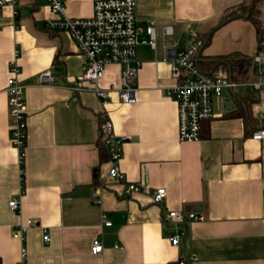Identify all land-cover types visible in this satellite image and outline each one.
<instances>
[{"label":"crops","instance_id":"1","mask_svg":"<svg viewBox=\"0 0 264 264\" xmlns=\"http://www.w3.org/2000/svg\"><path fill=\"white\" fill-rule=\"evenodd\" d=\"M91 6L92 0H67L64 14L88 17ZM246 7L242 16L222 22ZM135 8L140 68L133 104L117 95L121 67L116 64L106 66L100 81L101 87H111L106 103L87 88L72 92L84 56L66 31L47 25L60 18L46 0H15L1 8L0 264H19L22 248L26 264H174L191 252L197 264H264V148L251 138L264 127V89H227L224 100L213 102V117L201 124L200 140L179 142L177 108L164 94L175 79L163 61L164 47L182 48L190 42L187 31L197 30L210 35L197 57L200 69L228 76L225 65L208 60L251 59L264 30V0H135ZM150 23L153 49L145 33ZM167 26L172 33L164 35ZM10 61L20 70L16 80L26 102L23 191L7 114ZM44 70L53 76L51 85L36 84ZM252 71L251 66L245 78L231 79L251 81ZM103 119L126 139L118 167L143 193L125 195V183L108 178V154L98 140ZM159 187L165 198L157 205L149 195ZM12 198L19 202L17 212L8 208ZM173 210L204 218L164 220ZM102 213L110 225H103ZM28 220L35 224L23 240L13 239ZM174 230L180 232L176 247L167 239ZM96 237L103 248L93 255Z\"/></svg>","mask_w":264,"mask_h":264},{"label":"built area","instance_id":"2","mask_svg":"<svg viewBox=\"0 0 264 264\" xmlns=\"http://www.w3.org/2000/svg\"><path fill=\"white\" fill-rule=\"evenodd\" d=\"M52 14L60 18L58 21L47 23L55 30L66 31L68 37L75 43L78 53L84 56L81 72L74 77L71 90L75 95L85 88L89 89L104 104L108 98L110 88L101 87L106 66L116 64L121 67L119 87L117 95L122 103L133 104L136 102V76L140 68V61L136 56V47L140 40L139 29L135 22V0H92V14L88 17L70 18L64 14V4L67 0H46ZM15 0H0V10L6 5L14 4ZM1 13V12H0ZM155 27L153 23L145 27L148 36V45L153 49L155 45ZM172 33V27L163 28V34ZM190 42L182 48L174 44L164 47L163 61L169 65L175 82L164 91V94L172 98L177 108V137L179 142H198L200 140L201 124L213 117V102L222 101L227 96V89L235 86H243L252 91L264 89V32L256 42L255 54L251 57L253 76L251 81H243L240 84L230 80L222 74L204 73L198 63L197 57L204 45L203 37L197 30L187 31ZM16 55V52H14ZM10 77L6 81L7 114L9 117L10 143L18 152L19 164H23L25 150V118L26 102L24 88L17 82L16 76L20 70L14 61L8 65ZM53 76L49 70L37 74L36 84L51 85ZM98 133L103 140L108 154L107 176L112 181L125 183L124 194L143 193L145 190L137 183L125 181V176L118 163L122 158V145L125 142L123 136H117L113 132V125L108 119L99 122ZM254 141L259 142L264 148V127L258 128L252 133ZM20 172V171H19ZM153 204H159L165 198V189L159 187L149 195ZM99 203L98 200L94 201ZM11 212L19 210V202L12 198L8 202ZM204 215L194 211L184 213L178 210L164 214L163 219L171 222L201 221ZM103 225L108 226L104 213L101 214ZM32 220L19 225L12 234V238L23 240L29 226L34 225ZM180 232L174 230L168 240L172 247L178 246ZM42 240L49 242V235L43 232ZM90 253L95 255L102 252V242L96 237L92 239ZM25 248L21 249L20 263H25ZM199 261L196 253L178 257L174 264H197Z\"/></svg>","mask_w":264,"mask_h":264},{"label":"trees","instance_id":"3","mask_svg":"<svg viewBox=\"0 0 264 264\" xmlns=\"http://www.w3.org/2000/svg\"><path fill=\"white\" fill-rule=\"evenodd\" d=\"M239 8H242L241 6ZM247 8H244L243 11H241L239 14H234L232 12L231 14H227L223 17V21L225 22L229 20L231 17H239L242 16V13L247 12ZM261 32H264L262 29ZM209 33L206 36H203L204 40V45H206L209 42ZM208 63L212 66L217 67L219 64L225 65L227 68L226 70L230 73V77H232L234 80L239 79L241 80L242 78H245L246 75L249 73V70L251 69L252 62L248 57H243L240 56L238 58H233V57H226V58H211V60H208ZM99 143H100V148L104 149L106 151L103 140H101V137H98ZM107 154V152H106ZM102 158V157H101ZM103 159V158H102ZM20 186L21 190L23 191V180H24V172H23V164H20Z\"/></svg>","mask_w":264,"mask_h":264},{"label":"water","instance_id":"4","mask_svg":"<svg viewBox=\"0 0 264 264\" xmlns=\"http://www.w3.org/2000/svg\"><path fill=\"white\" fill-rule=\"evenodd\" d=\"M228 77H229V79L231 80V77H230V73L228 72Z\"/></svg>","mask_w":264,"mask_h":264},{"label":"rangeland","instance_id":"5","mask_svg":"<svg viewBox=\"0 0 264 264\" xmlns=\"http://www.w3.org/2000/svg\"><path fill=\"white\" fill-rule=\"evenodd\" d=\"M264 12V11H263ZM262 17H263V20H264V14L262 15Z\"/></svg>","mask_w":264,"mask_h":264}]
</instances>
